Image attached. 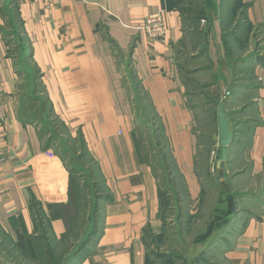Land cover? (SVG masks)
<instances>
[{"label": "crops", "instance_id": "0c3cea01", "mask_svg": "<svg viewBox=\"0 0 264 264\" xmlns=\"http://www.w3.org/2000/svg\"><path fill=\"white\" fill-rule=\"evenodd\" d=\"M198 1L205 14L188 27L182 0H58L51 8L42 0H0V254L31 253L39 227L59 239L73 220L72 181L58 148L40 123L18 112L21 74L10 51L18 34L51 116L65 137L81 142L102 183L101 216L71 264H145V238L163 230L158 181L146 155L151 121L141 124L124 68L145 94L188 202L202 186L197 118L211 114L200 123L209 125L213 178L227 188L236 184L230 194L239 203L254 199L248 210L240 203L242 214L218 231L213 253L226 264H264V0ZM161 10L164 36L151 39L138 27ZM225 89L230 96L222 99ZM221 103L232 132L222 174Z\"/></svg>", "mask_w": 264, "mask_h": 264}, {"label": "rangeland", "instance_id": "374dc122", "mask_svg": "<svg viewBox=\"0 0 264 264\" xmlns=\"http://www.w3.org/2000/svg\"><path fill=\"white\" fill-rule=\"evenodd\" d=\"M200 3L198 0H182L180 12L184 16H190L185 19L188 27L195 26L193 19H201L204 16L205 7ZM254 37L258 38L256 30ZM11 44L21 50L17 60L22 71L17 99L18 112L27 120L31 119L40 123L41 131L50 137L52 143L58 148L56 151L71 177L74 206L73 220L66 236L59 239L51 238L41 230L40 233L48 241L39 242L34 253L0 254V264H66L78 248L79 241L83 240L91 230L92 223L98 222L101 216L99 202L96 204V195L97 192H101L102 183L97 181L94 175L92 176V164L85 156L81 142L65 137L61 123L50 115L44 89L40 78L38 79L39 72L24 54L25 41L17 34ZM123 73L127 83L130 84L141 124L145 125L151 121L150 129L146 133V153L158 181L161 195L163 230L158 236L145 238L146 264H226L225 261L218 260L216 254L213 253L216 234L226 222V225L229 224L231 215L242 214H238L241 211L237 212L242 208L240 203H244V210H248L251 209L254 199L244 198L245 200L239 203L240 199L237 200L230 194L231 191L236 193V184L232 189L227 188L224 183L213 178L217 177V169L212 163V161L215 163V159L210 162L208 159L210 141L206 134H208L209 125L200 123L211 118V114L206 110L197 118V130L201 132L198 136V143L203 148L197 152L196 169L202 178V186L196 200L188 202L182 195L184 185L182 186L183 182L176 177L178 170L172 164L165 136L160 129L156 132L157 123L151 120L150 107L143 92L136 84L137 80L132 78L133 75L127 68L123 69ZM225 91L228 90L223 91L222 99H224ZM203 98L207 99L204 96L196 102L201 103ZM216 157H218L217 154ZM83 247L84 245L80 250Z\"/></svg>", "mask_w": 264, "mask_h": 264}, {"label": "built area", "instance_id": "2783aa9c", "mask_svg": "<svg viewBox=\"0 0 264 264\" xmlns=\"http://www.w3.org/2000/svg\"><path fill=\"white\" fill-rule=\"evenodd\" d=\"M43 4L47 8L55 6L58 0H42ZM139 30L143 31L151 39H161L165 33V21H164V10L158 11L148 16L142 25L138 27ZM224 98L229 95L228 91L224 92Z\"/></svg>", "mask_w": 264, "mask_h": 264}, {"label": "water", "instance_id": "95a60500", "mask_svg": "<svg viewBox=\"0 0 264 264\" xmlns=\"http://www.w3.org/2000/svg\"><path fill=\"white\" fill-rule=\"evenodd\" d=\"M217 127V145L220 147V154L217 162V167L219 168V173L222 174L227 156V148L232 140V132L229 128V123L223 110V103L219 104L218 106Z\"/></svg>", "mask_w": 264, "mask_h": 264}, {"label": "trees", "instance_id": "16d2710c", "mask_svg": "<svg viewBox=\"0 0 264 264\" xmlns=\"http://www.w3.org/2000/svg\"><path fill=\"white\" fill-rule=\"evenodd\" d=\"M24 40V39H23ZM11 44V43H10ZM14 48H16V49H14ZM10 51H12V53L11 54H13V55H16L17 57H19V55H20V53H21V50L19 49V47H18V50H17V47H15V46H13L12 44H11V46H10ZM22 53H23V51H22ZM24 54H26V57H27V59H29V61H30V55H29V53H27V51H26V46H25V49H24ZM30 63H31V61H30ZM32 64V63H31ZM19 71H20V74L22 73V71H21V69L19 68ZM130 74H132L131 72H130ZM133 75V74H132ZM40 78V75H38V79ZM133 79H135L134 78V76L132 77ZM136 84H137V86H138V88L142 91V88H141V86L139 85V83H138V81H136ZM144 94V93H143ZM144 97H145V94H144ZM145 99H146V97H145ZM147 100V99H146ZM148 102V101H147ZM151 110V109H150ZM50 115H51V113H50ZM49 140L51 141V139H50V137H49ZM52 142V141H51ZM146 155H147V153H146ZM159 192H160V190H159ZM160 197H161V195H160ZM34 207V216H35V220H36V223L38 222L39 224H42V219H41V217H40V211H39V209L37 208V206H33ZM94 219V218H93ZM93 222H94V220H93ZM41 230H43L44 231V233H45V235H46V232H45V229H44V227H39V236L36 238V240H37V242L39 243V242H42V241H45V242H47L48 240L47 239H45V237L42 235V233H40V231ZM93 231H94V223H92V228H91V230L89 231V233L87 234V236L83 239V240H80L79 241V246H78V248H76V250H75V252H73L72 253V255L70 256V257H72L71 259H68V262L66 263V264H71L72 263V261H73V259L75 258V256H76V254L78 253V251L80 250V248H81V246H83V245H85V243L87 242V240H88V238L93 234ZM69 233V231L67 232V233H64L61 237H64V236H66L67 234ZM47 236V235H46ZM77 247V246H76ZM32 253H34V251L32 250V252L31 253H27V254H32ZM10 254V253H9ZM146 259H147V257H146ZM145 264H146V262H145Z\"/></svg>", "mask_w": 264, "mask_h": 264}]
</instances>
